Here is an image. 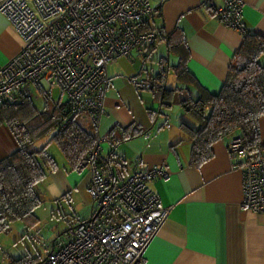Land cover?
<instances>
[{"label": "crops", "instance_id": "crops-1", "mask_svg": "<svg viewBox=\"0 0 264 264\" xmlns=\"http://www.w3.org/2000/svg\"><path fill=\"white\" fill-rule=\"evenodd\" d=\"M242 1V21L247 31L264 37V0ZM225 2L211 0L206 4L204 0H165L160 3V0H151L156 14L140 25L142 30L148 26L156 32L159 29L165 33L177 28L182 30L190 54L187 69L198 87L209 94H217L221 90L234 56L244 41L241 31L226 26L218 14V8ZM49 27L50 22L43 23L42 28ZM43 32L41 30L36 37H43ZM54 32L51 24V35ZM24 45L15 24L0 11V87L3 85L1 68ZM167 46L166 39H159L146 48L148 57L141 56L140 51L134 48L126 59L115 61L117 57L115 62L107 65L109 85L103 97V112L95 127L96 135L102 139L100 168L103 174L122 179L139 168V163L146 167L164 164L167 168L168 176L149 182V187L170 211L146 246L141 264H264V213H255L242 204L241 172L233 168L228 151L234 135L214 142L212 156L208 160L200 164L191 163V140L183 133L180 122L194 125L195 121L178 107L177 99L187 91L196 96L199 90L190 84L179 89L184 84L176 80L172 70L177 58L169 53ZM165 57L164 84L175 89V100L170 108L161 111L152 91L136 88L133 79L139 75L148 79L156 74L160 69L159 60ZM258 61L264 66V53ZM19 88L13 100L0 99V113H10L6 106L18 101L22 90L31 92L39 108L44 104L42 97H45L40 91L47 92L53 104L63 103L60 88L51 79L30 81ZM55 91L59 95L57 99ZM175 106L179 108L175 111L178 118L170 112ZM159 110L162 113H151ZM89 124L87 121L90 127ZM114 126H117L114 134L116 145L108 140ZM258 126L259 140L264 145V114L259 117ZM133 127L141 132L131 136ZM124 130L129 134L126 139L122 137ZM56 132L57 129L53 128L34 142L38 148L46 147L57 164L37 185L43 203L36 212L39 221L30 229L32 234H36L34 238L45 235L50 243L46 246L41 242L46 246L44 253L32 251L29 247L27 252L8 253L14 258L28 254L43 259L59 246H55V238L51 246V230H47L51 216L62 212L70 214L69 224L74 227L89 217L94 207L86 191L92 179L90 169L83 167L77 170L69 165L59 148L51 145ZM15 148L16 139L7 121L1 122L0 160ZM75 217L78 220L71 222ZM38 249L41 251V247ZM0 264H6L4 257Z\"/></svg>", "mask_w": 264, "mask_h": 264}, {"label": "built area", "instance_id": "built-area-1", "mask_svg": "<svg viewBox=\"0 0 264 264\" xmlns=\"http://www.w3.org/2000/svg\"><path fill=\"white\" fill-rule=\"evenodd\" d=\"M243 5L242 0H226L218 8L223 23L241 32L246 29ZM0 11L25 42L1 68L0 99L13 100L19 87L30 81L51 79L67 97L70 114L63 126L76 114L88 115L98 126L107 65L157 36L156 29H139L156 14L151 0H0ZM44 22H50L48 29L42 28ZM41 30L43 37H36ZM133 83L151 86L147 79L134 78ZM100 145L98 138L76 165L92 173L86 189L94 205L89 217L37 264H141L146 246L168 216L170 208L149 187V182L168 176L166 166L139 163L129 176L117 179L101 171ZM228 151L233 168L241 172L243 206L264 213V154L247 158L240 135L232 136Z\"/></svg>", "mask_w": 264, "mask_h": 264}, {"label": "trees", "instance_id": "trees-1", "mask_svg": "<svg viewBox=\"0 0 264 264\" xmlns=\"http://www.w3.org/2000/svg\"><path fill=\"white\" fill-rule=\"evenodd\" d=\"M208 1L211 0H204V3ZM144 29H148V26ZM157 32L153 43L140 44L136 50L140 51L141 56L148 57L146 48L159 39H166L169 53L177 58V63L172 66L173 73L176 80L184 84L179 89H185L190 84L199 90L196 96L187 91L177 99L184 112L195 121L194 125L180 122L183 133L191 140V163L200 164L208 160L212 156L213 143L235 133L241 136L243 147L248 152L247 158L261 155L264 145L259 140L258 119L264 114V66L259 63L258 57L264 53V37L247 29L241 32L244 41L234 56L224 85L219 93L209 94L198 87L187 69L190 54L182 30L177 28L165 33L159 29ZM166 61V57L159 60V71L147 79L151 86L143 88L152 91L161 111L170 108L175 100V89L167 88L164 84L166 72L163 65ZM40 93L45 95L44 91ZM5 109L10 113L1 112L0 123L7 121L17 148L0 160V236L17 221L22 223L25 230L32 229L39 221L36 212L43 202L37 185L57 164L46 147H36L35 141L56 128L51 142L56 144L69 165L76 169L77 163L93 149L99 138L88 115L81 118L82 115L76 114L63 126L70 114L66 101L55 105L47 95L43 106L39 108L31 92L22 90L20 99L8 104ZM160 110L151 113H162ZM87 121L91 123L90 127ZM116 129L117 126L112 128L108 139L113 144L117 143L114 135ZM131 132L133 136L141 130L133 127ZM122 137L126 139L129 134L125 131ZM100 163L99 158V167ZM71 229L66 232L68 236ZM5 255L6 264H37L41 259L28 254L18 258L8 253Z\"/></svg>", "mask_w": 264, "mask_h": 264}, {"label": "rangeland", "instance_id": "rangeland-1", "mask_svg": "<svg viewBox=\"0 0 264 264\" xmlns=\"http://www.w3.org/2000/svg\"><path fill=\"white\" fill-rule=\"evenodd\" d=\"M123 59H126V55L118 57L115 61L117 60L121 61ZM138 78L143 79L145 78V76L139 75ZM141 90H146V89H141ZM44 93L45 95H47V92L44 91ZM58 97L59 95L57 91H55V98L57 99ZM61 97H62L61 100L65 102L67 99L66 95L62 94ZM42 99L44 98L42 97ZM40 101H42L41 98ZM35 102L38 103L39 100L36 99ZM178 107L175 106L170 110V112L174 115L175 118H178L177 115H175L176 109H179ZM51 145L56 147V144L54 142H51ZM71 217L72 215L70 216V214H65V212H62L60 214L56 213L53 216H51V224L49 228L46 227L47 230H51V235H52L51 246H52L53 238H55L54 239V241L56 242L55 246L61 245L67 241L68 235H66V230L67 228H69V222L71 220ZM77 220L78 219H76L75 217V219H73L71 222ZM34 237H36V234H32L30 230H25L21 222L17 221L15 223H12L10 230L8 232L2 233L0 236V262L1 260H3V257H4V262L6 261L5 260L6 253L13 254V252L18 250H25L27 252L28 247L31 250L33 249L32 251H34L35 249L37 252L44 253L46 251V246L50 243V241L49 242L47 241L45 235L43 238H38V237L34 238ZM41 242H43L46 246H44ZM40 247H41V251H39L38 249Z\"/></svg>", "mask_w": 264, "mask_h": 264}]
</instances>
